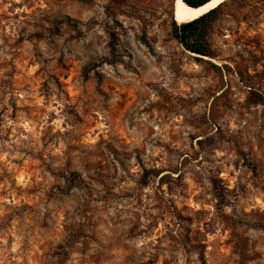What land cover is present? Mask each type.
I'll return each instance as SVG.
<instances>
[{
    "label": "rangeland",
    "instance_id": "obj_1",
    "mask_svg": "<svg viewBox=\"0 0 264 264\" xmlns=\"http://www.w3.org/2000/svg\"><path fill=\"white\" fill-rule=\"evenodd\" d=\"M176 1L0 0V264H264V0Z\"/></svg>",
    "mask_w": 264,
    "mask_h": 264
},
{
    "label": "trees",
    "instance_id": "obj_2",
    "mask_svg": "<svg viewBox=\"0 0 264 264\" xmlns=\"http://www.w3.org/2000/svg\"><path fill=\"white\" fill-rule=\"evenodd\" d=\"M193 8H202L213 0H183ZM224 3L192 22L179 25L173 21V35L188 52L199 57L215 58L216 54L210 43L211 29L220 17ZM216 69L221 70L216 66Z\"/></svg>",
    "mask_w": 264,
    "mask_h": 264
},
{
    "label": "bare ground",
    "instance_id": "obj_3",
    "mask_svg": "<svg viewBox=\"0 0 264 264\" xmlns=\"http://www.w3.org/2000/svg\"><path fill=\"white\" fill-rule=\"evenodd\" d=\"M225 1L226 0H213L202 8H193L187 5L183 0H177L175 4L176 22L180 25L192 22L217 8Z\"/></svg>",
    "mask_w": 264,
    "mask_h": 264
},
{
    "label": "water",
    "instance_id": "obj_4",
    "mask_svg": "<svg viewBox=\"0 0 264 264\" xmlns=\"http://www.w3.org/2000/svg\"><path fill=\"white\" fill-rule=\"evenodd\" d=\"M226 1H227V0H226ZM226 1H225V2H226ZM223 3H224V2H223ZM199 8H200V7H199ZM178 24H179V23H178ZM179 25H180V24H179Z\"/></svg>",
    "mask_w": 264,
    "mask_h": 264
}]
</instances>
